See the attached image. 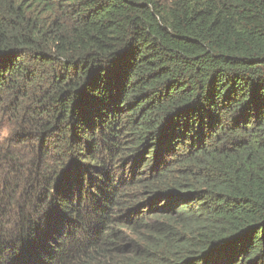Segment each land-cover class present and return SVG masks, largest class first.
Listing matches in <instances>:
<instances>
[{
  "label": "trees",
  "instance_id": "1",
  "mask_svg": "<svg viewBox=\"0 0 264 264\" xmlns=\"http://www.w3.org/2000/svg\"><path fill=\"white\" fill-rule=\"evenodd\" d=\"M0 264H264V0H0Z\"/></svg>",
  "mask_w": 264,
  "mask_h": 264
}]
</instances>
